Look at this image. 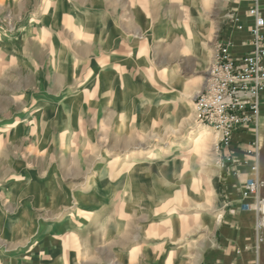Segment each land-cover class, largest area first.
Listing matches in <instances>:
<instances>
[{
	"label": "rangeland",
	"instance_id": "1",
	"mask_svg": "<svg viewBox=\"0 0 264 264\" xmlns=\"http://www.w3.org/2000/svg\"><path fill=\"white\" fill-rule=\"evenodd\" d=\"M253 5L0 0V264H209L229 218L264 264L263 94L231 142L198 107Z\"/></svg>",
	"mask_w": 264,
	"mask_h": 264
},
{
	"label": "built area",
	"instance_id": "2",
	"mask_svg": "<svg viewBox=\"0 0 264 264\" xmlns=\"http://www.w3.org/2000/svg\"><path fill=\"white\" fill-rule=\"evenodd\" d=\"M249 13L254 19L251 52L241 57H232L226 50L218 54L198 101L204 121L227 142L237 132L258 126L260 117L264 92V9L260 8L259 0H254ZM250 173L245 198L257 194L263 185L258 161L251 166Z\"/></svg>",
	"mask_w": 264,
	"mask_h": 264
},
{
	"label": "crops",
	"instance_id": "3",
	"mask_svg": "<svg viewBox=\"0 0 264 264\" xmlns=\"http://www.w3.org/2000/svg\"><path fill=\"white\" fill-rule=\"evenodd\" d=\"M247 5V3H244V10ZM261 5L264 7V0H261ZM246 21V30L242 33L235 32L231 36L235 44V48L232 50L233 52L244 53L248 50L250 31L254 22L251 18ZM261 121V125L264 126V93L261 102ZM238 137V146L241 149L247 150L253 141V136L248 132L243 134L240 133V135L238 134ZM238 157L240 156L238 155ZM231 219H227L225 225L219 230L215 248L208 257V263L256 264L252 239L247 238L246 234L248 232V229L246 228L247 224L243 225L242 221H236L234 225L232 222L233 220Z\"/></svg>",
	"mask_w": 264,
	"mask_h": 264
},
{
	"label": "bare ground",
	"instance_id": "4",
	"mask_svg": "<svg viewBox=\"0 0 264 264\" xmlns=\"http://www.w3.org/2000/svg\"><path fill=\"white\" fill-rule=\"evenodd\" d=\"M209 132H210L209 128L203 127L202 130L199 133L200 138H199L198 142H200L201 140L206 138L209 135ZM144 161H145L144 159L140 158V160H136V161H134V163L142 164V163H144ZM262 210L264 211V207H263ZM263 223H264V221H263Z\"/></svg>",
	"mask_w": 264,
	"mask_h": 264
}]
</instances>
